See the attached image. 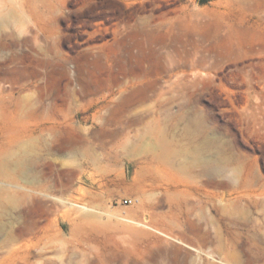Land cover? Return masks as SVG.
Here are the masks:
<instances>
[{"label":"rangeland","instance_id":"rangeland-1","mask_svg":"<svg viewBox=\"0 0 264 264\" xmlns=\"http://www.w3.org/2000/svg\"><path fill=\"white\" fill-rule=\"evenodd\" d=\"M0 264H264V0H0Z\"/></svg>","mask_w":264,"mask_h":264},{"label":"bare ground","instance_id":"bare-ground-1","mask_svg":"<svg viewBox=\"0 0 264 264\" xmlns=\"http://www.w3.org/2000/svg\"><path fill=\"white\" fill-rule=\"evenodd\" d=\"M208 168H209V170L212 172V173H216V172H218V167L217 166H214V165H208ZM21 171H22V174L23 175H26L25 173H26V166L25 165H21ZM69 203H72L71 201H68ZM82 209H86L87 207L85 206V205H81L80 206ZM125 218H127V217H125Z\"/></svg>","mask_w":264,"mask_h":264},{"label":"built area","instance_id":"built-area-1","mask_svg":"<svg viewBox=\"0 0 264 264\" xmlns=\"http://www.w3.org/2000/svg\"><path fill=\"white\" fill-rule=\"evenodd\" d=\"M131 201H132L131 198H128V197L123 199V203L125 204L131 203Z\"/></svg>","mask_w":264,"mask_h":264}]
</instances>
